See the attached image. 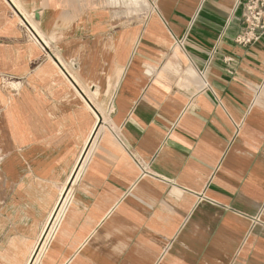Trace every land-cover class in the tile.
I'll return each instance as SVG.
<instances>
[{"label":"crops","instance_id":"crops-1","mask_svg":"<svg viewBox=\"0 0 264 264\" xmlns=\"http://www.w3.org/2000/svg\"><path fill=\"white\" fill-rule=\"evenodd\" d=\"M241 29L237 0H0V264H264Z\"/></svg>","mask_w":264,"mask_h":264},{"label":"built area","instance_id":"built-area-1","mask_svg":"<svg viewBox=\"0 0 264 264\" xmlns=\"http://www.w3.org/2000/svg\"><path fill=\"white\" fill-rule=\"evenodd\" d=\"M237 5L241 6L242 29L236 41L244 46L256 44L264 36V0H237ZM178 44L183 45V40Z\"/></svg>","mask_w":264,"mask_h":264},{"label":"bare ground","instance_id":"bare-ground-1","mask_svg":"<svg viewBox=\"0 0 264 264\" xmlns=\"http://www.w3.org/2000/svg\"><path fill=\"white\" fill-rule=\"evenodd\" d=\"M100 127H101V122H100V124L98 125V128H97V130H96V132H95V134L93 135V137H92V139L90 140V142H89V145L87 146V148H86V150H85V152H84V154H83V156H82V159H81V161H80V163H79V165H78V167H77V169H81V167L84 165V163H85V160H86V158H87V156H88V153H89V149H90V145L92 144V143H94L95 142V140H96V138L98 137V135H99V132H100ZM88 152V153H87ZM62 200V199H61ZM60 204H61V202H60ZM59 207V206H58ZM58 211V210H57ZM57 213V212H56ZM56 213L54 214V216H53V218L56 216ZM50 225V227H51V224H49ZM49 227V226H48ZM48 229V228H47ZM46 229V231H45V233H47V230ZM47 236H49V233L46 235V237ZM47 240V239H46ZM43 244H45V242H43ZM43 244L39 247V250H38V252L34 255V257H33V260H35L36 258H37V256L39 255V253L41 252V250H42V248H43ZM32 260V259H31ZM33 260L31 261V263L30 264H32L33 263Z\"/></svg>","mask_w":264,"mask_h":264},{"label":"rangeland","instance_id":"rangeland-1","mask_svg":"<svg viewBox=\"0 0 264 264\" xmlns=\"http://www.w3.org/2000/svg\"><path fill=\"white\" fill-rule=\"evenodd\" d=\"M87 159V158H86Z\"/></svg>","mask_w":264,"mask_h":264}]
</instances>
